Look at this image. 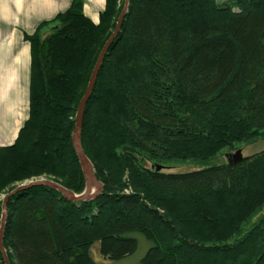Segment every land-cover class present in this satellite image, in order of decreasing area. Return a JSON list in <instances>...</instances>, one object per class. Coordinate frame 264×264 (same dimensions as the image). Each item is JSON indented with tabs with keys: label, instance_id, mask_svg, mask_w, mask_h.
Segmentation results:
<instances>
[{
	"label": "trees",
	"instance_id": "1",
	"mask_svg": "<svg viewBox=\"0 0 264 264\" xmlns=\"http://www.w3.org/2000/svg\"><path fill=\"white\" fill-rule=\"evenodd\" d=\"M118 1L105 0L99 21L94 22L83 12V0H71L67 8L25 35L31 52L29 112L14 142L0 146V193L12 190L14 182L43 174L56 177L72 192L84 189L71 141L75 109L98 49L111 34L107 29ZM197 1L208 10L190 22L194 8L183 7ZM217 4L215 0H129L84 107L80 141L95 160L87 142L91 107L102 103L97 89L110 83L109 94L123 92L126 113L113 117L107 129L111 135L105 156L113 174L105 177L96 168L95 176L106 189L130 182L133 190L108 194L107 203L113 204L109 211L102 204L103 193L78 202L44 185L15 193L7 199L2 240L9 264H100L91 253L96 242L109 264L127 257L131 264H193L182 260L179 248L208 255L234 249L238 264H264V149L237 163L227 160L188 172L156 171L139 162L140 158L166 160L170 153L168 157L193 156L205 163L235 143L264 136V0ZM166 13L179 19L172 25ZM55 21L60 25L42 37L40 28ZM73 34L80 39L81 59L68 75V57L58 50L66 41L76 40ZM148 52L153 54L150 65L133 59L135 53L148 59ZM146 72L147 81L131 83ZM126 172L128 181H123ZM256 179L261 188L253 202L209 236L234 239L229 244L199 245L190 239L202 236L185 231L174 216L159 209L171 199L164 195L166 190L187 199L204 190L214 196L237 191ZM149 190L156 192L154 199ZM139 248L144 251L140 257L135 256ZM214 261L193 260L194 264ZM0 264H4L1 251Z\"/></svg>",
	"mask_w": 264,
	"mask_h": 264
},
{
	"label": "rangeland",
	"instance_id": "2",
	"mask_svg": "<svg viewBox=\"0 0 264 264\" xmlns=\"http://www.w3.org/2000/svg\"><path fill=\"white\" fill-rule=\"evenodd\" d=\"M215 1H217V3H219V4H217L218 6L219 5L222 6L223 2H225L226 0H215ZM119 2H121L122 5H120ZM124 2H125V0H119L118 1V5H117L118 10H116V13H114V17H112V19L110 21L111 28L109 26V28L107 29L108 33L110 32L112 34V32L114 31L116 24H117V20H118L121 12L123 10ZM104 5H105V2H104ZM104 5L100 9L101 11L103 10ZM120 6H121V8H120ZM230 7H232V6L230 5ZM82 8H83V12L85 13L84 0H83ZM185 8H188L190 10H191V8H194L193 13L196 10H199L198 11L199 13H197V14H193V13L191 14V12H190V14H191L189 16L190 22H193L194 20L198 19L200 17V12H202L203 10H206V9L208 10V8L203 7L198 1L196 4H194V6L191 3L190 4H184L183 9H185ZM166 14H169V13H166ZM176 16H175V13L174 14L172 13L170 15V20L172 21L171 22L172 25L174 24V20L179 19V17H176ZM96 17L97 18H92V20L94 22L99 21V14ZM59 25H60V22H58V21L49 22L47 24H44L40 28L41 36L43 37V36L48 35L49 33H51V31H53ZM110 35H109V37H110ZM73 37L76 39V34H73ZM107 40H106V42H107ZM105 43H104V45H105ZM64 44L65 45L64 46L62 45L60 47L61 50L59 49L58 52L64 53L66 58L68 57V59H65V60L69 61V64H65V66H66L65 72H66V74L68 73V75H71L70 73H73V70H76V68H77L76 61H79L81 59L80 39H76L74 41L68 40ZM103 46L98 49V52H97L95 59H94V63L91 65L90 75H91L92 69H93V67L97 61V58H98L99 53L101 52V49L103 48ZM133 56H134V58H133L134 60H138V61L142 60L146 64L148 63L149 65L151 63H153V54H151L150 52H148V59L138 55V53H135V55H133ZM125 58H126V56L124 57V60H126ZM146 75H149V74L146 72L144 74L137 75L134 79L131 80V83L138 84V83H141L145 80L147 81V79H149V78L148 77L146 78ZM89 78H90V76H89ZM150 79H153L152 74H151ZM88 81H89V79H88ZM88 81L85 85L84 91L82 90L83 94H84L85 89L87 87ZM124 86H126V85L123 84V88H125ZM110 90H111L110 83L107 85L105 84L104 88L100 87V89H97L96 95H100V97L102 98V103L100 104L97 101L91 107V108H93L92 109V115H91L93 123L90 124L89 127L87 128L88 129L87 130V142H88V148H89L90 152H92V154L95 155V157H96L95 160L90 156H89L90 157L89 158L87 156V154L84 152L85 155L87 156L88 160L92 164L94 175H95V171H96L94 169L97 168L96 172H98L100 175H103L105 177H106V174H109V176L113 174L112 173V168H113L112 164H111V162H109V159L105 156L106 154L109 153L107 144L109 142V137L111 135V133L107 131L108 125H109V123L113 117H115V118H116V116L121 117L122 115H124L126 113L123 110L124 109L123 106L125 107V104L122 101L123 100V98H122L123 92L121 94H119L117 92H113L112 94L110 93L111 94L110 95L109 94ZM79 93H80V90H76V93H75L76 96H78ZM155 94L158 97V93L155 92ZM77 106L78 105H76L75 115H76V111H77ZM83 113H84V111H83ZM125 116L128 118L127 115H125ZM82 119H83V117H82ZM97 119H98V122L96 121ZM101 120H103L104 122ZM99 121H101V122L99 123ZM108 135H109V137H108ZM156 135L160 137V133H156ZM105 138H107V139L105 140ZM71 141H72V138H71ZM148 142L152 143V141H148ZM58 149L60 150V149H62V147L59 146ZM82 149H83V147H82ZM237 149L241 150L243 157L252 155L253 153H255L257 151L263 150L264 149V136L262 135L260 137H257L255 139V141H251V142L250 141L249 142L244 141V142L235 143V145L232 149H227V148L222 149L221 151H219L215 155V157H213L212 159H210L208 162H205V163L202 161H199V159L197 157H193V156L188 157L185 155H181V156H185V157L177 158L176 156L172 155L173 157L172 156L168 157L170 155V153L167 154L168 158L166 157V160L148 161V160H142L140 158L139 162H140V164L142 163L143 165H145V167L154 169L156 171L162 170L163 172H188V171L198 170V169H201V168H204V167H207L210 165H214L217 163L226 162L228 160V157H231V155ZM37 151L39 152L41 150H37ZM102 155H104V156H102ZM97 157H99V158L103 157L105 162L100 161V159L99 158L97 159ZM94 165H95V168H94ZM80 169H81V167H80ZM42 178L48 179V180H53L55 182L58 181V179L54 176L43 174L40 176H34V177L23 179L21 181L14 182L12 185H10V187L11 186H17L21 183L28 182L30 180H37V179H42ZM127 179H128V173L126 172V174L124 175V177L121 180L125 181ZM101 184H102V190L95 196V198L100 196V194H102V193L106 194L105 196H103L104 198H102V204H104V207L107 205L105 211H109L111 206L113 205V204L111 205V203H107L109 201L108 200V194L109 195L114 194L115 191H120V193H130L133 190L132 187L129 186L130 182L125 187L119 186V187H116V189L114 188L113 190L112 189H106V185H104L103 182H101ZM259 184H260V182L257 179L254 181V183L252 181H248V183L245 186H239V189L237 188V191L234 190V191H232V193H229V194H227V193L220 194V195L216 194L214 196L209 195L207 193V191H205V190L202 191L201 193H198V194L196 192H192V194L190 195L191 197H189L188 199L182 198V196L180 194H176L175 192L169 193L166 190L167 193H164V195L166 197H167V195H169L168 197H170L171 199H168V200L165 199V201H167V202H164L163 206L161 205L159 207V209L161 211H164L165 213L167 212L168 215L171 217L174 216L175 221L177 222V225L180 226L181 228H184L185 231L189 230L191 232H196L197 235L202 236V238L192 237L190 239L191 241L198 243L199 245L206 246V247L207 246L210 247L213 245L222 246L224 244L231 243V241L234 239H232V240H229L227 238L213 239V238H210L209 236L212 235L213 233H215L225 223H230V222L232 223V219L234 216L236 217L238 215H241L246 210V208H248L249 204L253 202V199L256 198L257 192L261 188V185L259 186ZM9 189L10 188L5 189L0 193V225H1L3 212H4V210L2 209V200H3L4 196L9 192V191H7ZM84 189H85V185H84ZM84 189L81 192H83ZM93 190H94V188H93ZM80 193H75V194H80ZM148 193L149 194L152 193L153 199L155 196H157L156 192H153L151 190H149ZM252 193H254V194H252ZM199 201H200V203H199ZM6 204H7V202H6ZM149 204L152 205L151 203H149ZM155 206L157 207V205H155ZM5 211H6V214H8V210H7L6 206H5ZM263 211H264V208L262 209L261 213ZM174 217H173V219H174ZM256 217L253 218V220H255ZM6 220H7V216L5 218V223H6ZM158 230L162 231V228L159 227ZM241 235H243V232H241L239 236H241ZM167 238L168 237L166 236V239ZM263 242H264V240H263ZM179 249H180L179 253H181V255H182V257H181L182 260L184 259L185 262H189V263H193V264H194L193 260L194 261L195 260H215L214 262H212V264H238V262H239L236 259L237 253H236V250H234V249L229 250L228 252H224V251L221 252L220 251L219 253H211L209 255L204 254V253L201 254L199 252L196 254H192L191 252L184 251V248H179ZM234 251H235V254H234ZM143 252L144 251H141L139 248L138 251L136 252L135 256L138 255L140 257L143 254ZM91 253H92L93 259L96 260V262H98L100 264H109V261L100 254L97 242L92 246ZM130 259L131 258L127 257V258H124L120 261L113 262V264H131L132 261ZM196 262H198V261H196Z\"/></svg>",
	"mask_w": 264,
	"mask_h": 264
},
{
	"label": "crops",
	"instance_id": "3",
	"mask_svg": "<svg viewBox=\"0 0 264 264\" xmlns=\"http://www.w3.org/2000/svg\"><path fill=\"white\" fill-rule=\"evenodd\" d=\"M71 0H0V146L14 142L29 112L30 43L25 35L52 19ZM105 0H84L97 18Z\"/></svg>",
	"mask_w": 264,
	"mask_h": 264
},
{
	"label": "water",
	"instance_id": "4",
	"mask_svg": "<svg viewBox=\"0 0 264 264\" xmlns=\"http://www.w3.org/2000/svg\"><path fill=\"white\" fill-rule=\"evenodd\" d=\"M128 5H129V0H125L124 7H123V10H122L118 20H117L116 27H115L114 31L112 32V34L110 35V37L108 38L105 45L103 46V48L101 49V52L99 53L97 61H96L95 65L92 69V72H91L87 87L85 89V92H84V94H83V96H82V98H81V100L77 106V111H76V115H75V124H74V128L72 131L71 138H72V145H73L74 151L77 155V158H78L81 170H82V174L84 177L85 189L80 194H75L74 192H72L71 190H68L67 188H65L64 186L59 184L58 182L42 178V179L30 180L28 182L21 183V184L15 186L12 190H10L4 196V198L2 200V209L4 210V212H3V217H2V221H1V225H0V251L3 255L4 264H9V260H8L6 250L2 245V240H3V236H4V228H5V218L7 216L6 211H5V206H6L7 199L9 197H11L15 193L22 191V190H25L29 187H32L35 185H44V186L49 187L53 190H56L57 192L62 194L66 199L73 201V202H77V201L91 200V199L95 198V196L102 190V184L100 181H98L96 179V177L94 175L92 164L90 163V161L88 160L87 156L85 155V153L82 149L81 141H80V131H81L84 107H85V105H86V103H87L88 99L90 98L91 93L93 91L95 81L97 78V74H98V72L102 66V62H103L105 53L107 52L109 46L111 45L114 38L117 36V34L120 31L123 17L125 16V13L128 10ZM243 159H244V157L241 153V150L237 149L231 155V157H228V162L229 163H237ZM93 188H94V190H93Z\"/></svg>",
	"mask_w": 264,
	"mask_h": 264
}]
</instances>
